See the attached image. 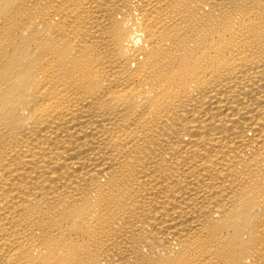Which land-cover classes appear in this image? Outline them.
Wrapping results in <instances>:
<instances>
[{
  "label": "bare ground",
  "instance_id": "obj_1",
  "mask_svg": "<svg viewBox=\"0 0 264 264\" xmlns=\"http://www.w3.org/2000/svg\"><path fill=\"white\" fill-rule=\"evenodd\" d=\"M0 264H264V0H0Z\"/></svg>",
  "mask_w": 264,
  "mask_h": 264
}]
</instances>
